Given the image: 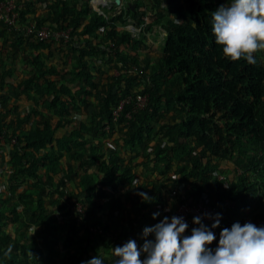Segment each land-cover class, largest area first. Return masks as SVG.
I'll return each instance as SVG.
<instances>
[{"label": "trees", "instance_id": "trees-1", "mask_svg": "<svg viewBox=\"0 0 264 264\" xmlns=\"http://www.w3.org/2000/svg\"><path fill=\"white\" fill-rule=\"evenodd\" d=\"M96 1L15 0V26L0 22V264H81L98 239L142 243L202 192L222 214L217 241L247 215L264 220V50L254 65L223 55L211 17L229 0Z\"/></svg>", "mask_w": 264, "mask_h": 264}, {"label": "clouds", "instance_id": "clouds-1", "mask_svg": "<svg viewBox=\"0 0 264 264\" xmlns=\"http://www.w3.org/2000/svg\"><path fill=\"white\" fill-rule=\"evenodd\" d=\"M211 30L225 57L254 65V54L264 50V0H229L227 5L220 4L212 12ZM137 194L144 202L153 199L146 192ZM159 215L154 212L152 217ZM221 218L219 212L193 216L189 234L184 216L165 215L158 223L143 228L142 243L129 238L113 246L115 264H264V226L236 221L220 230L217 241L213 230L220 226ZM205 219L213 222L208 225ZM11 252L9 246L4 255L10 256ZM104 259L96 255L81 264H104Z\"/></svg>", "mask_w": 264, "mask_h": 264}, {"label": "built area", "instance_id": "built-area-1", "mask_svg": "<svg viewBox=\"0 0 264 264\" xmlns=\"http://www.w3.org/2000/svg\"><path fill=\"white\" fill-rule=\"evenodd\" d=\"M18 18V11H17V7H16V2L15 0H2L0 1V22H4L6 24V26L11 27V26H15V22L17 21ZM28 33L32 32V28H28L26 30ZM132 31V30H131ZM133 32V31H132ZM137 30L135 31V33L133 32V34L135 36H137L136 34ZM37 36L41 37V38H46L49 36H52L55 40H63L64 42H66V40L69 38V30L67 31H50L48 29L47 26H42L40 28V30L37 33ZM131 101L130 97L124 98L120 104L113 110L112 115H113V119L115 120L119 113L122 110V106L125 102H129ZM147 101V96L146 94L142 95V94H138L136 96V101L134 102L136 107H142L145 105ZM260 154L264 155V145L260 151ZM240 173V170H238ZM218 180H224L223 181V186H228V182L227 180L224 178V176L222 174H218L217 175ZM184 184L181 183L179 185V190H183L184 189ZM173 193H175V191H173ZM226 205H231L232 202L230 200H226L225 201ZM77 211L81 212V205L78 204L76 206ZM205 212H209V213H216V207L213 206L211 203H209L208 201V194L207 192H202L198 197L194 198V199H187L186 201L182 202V203H178L175 206V210L173 212L172 215H182L184 216V218L186 219V221L189 223L192 220V216H196V215H200L202 213ZM252 222L254 224H256L257 226H262L264 225V220H262L261 218H253L250 215L245 216L242 221L241 224H243L244 222ZM205 223H212L213 221L205 219L204 221ZM89 229L92 232H96L97 231V227H89ZM34 264V263H32Z\"/></svg>", "mask_w": 264, "mask_h": 264}, {"label": "rangeland", "instance_id": "rangeland-1", "mask_svg": "<svg viewBox=\"0 0 264 264\" xmlns=\"http://www.w3.org/2000/svg\"><path fill=\"white\" fill-rule=\"evenodd\" d=\"M97 3H100V1H96ZM120 8H118L117 10H119ZM116 10V11H117ZM127 28L129 29V30H132L134 33H135V31H136V29H133L132 27H130V26H127ZM157 41L159 42V43H161L162 42V37L161 36H158L157 37ZM116 73V72H115ZM136 160L137 161H140L141 160V156H139V157H137L136 158ZM136 169H137V171L140 173V174H145V172L148 174L149 173V168H144V167H142V166H136ZM174 169V168H173ZM107 238V237H106ZM109 240V237L107 238V241ZM75 242H71L70 240H66L65 241V245L64 246H61V249L63 250V251H65V250H67V249H72L74 246H76V240H74ZM98 242H100V256H102V257H104L105 259L104 260H108V259H110L111 258V255H112V250H113V243H111V242H109L108 244V246H107V248H105L103 245H102V243H101V241H100V239H98ZM48 255V254H47ZM35 260L33 259L32 261H31V263H33Z\"/></svg>", "mask_w": 264, "mask_h": 264}, {"label": "water", "instance_id": "water-1", "mask_svg": "<svg viewBox=\"0 0 264 264\" xmlns=\"http://www.w3.org/2000/svg\"><path fill=\"white\" fill-rule=\"evenodd\" d=\"M101 4L102 5H106L107 7H111L113 5V1L112 0H101ZM114 3L119 5H121V0H114ZM130 7L131 9L133 10L134 9V5L133 4H130ZM130 27H132L133 29H136L134 26L130 25Z\"/></svg>", "mask_w": 264, "mask_h": 264}, {"label": "crops", "instance_id": "crops-1", "mask_svg": "<svg viewBox=\"0 0 264 264\" xmlns=\"http://www.w3.org/2000/svg\"><path fill=\"white\" fill-rule=\"evenodd\" d=\"M223 2L225 1V0H222Z\"/></svg>", "mask_w": 264, "mask_h": 264}]
</instances>
